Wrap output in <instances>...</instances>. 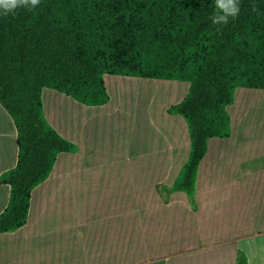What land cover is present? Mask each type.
<instances>
[{"label":"trees","instance_id":"trees-1","mask_svg":"<svg viewBox=\"0 0 264 264\" xmlns=\"http://www.w3.org/2000/svg\"><path fill=\"white\" fill-rule=\"evenodd\" d=\"M228 23L213 24L215 0H39L0 10V104L17 132V162L0 175L10 187L0 234L23 227L32 190L60 153L76 145L47 122L43 89L85 106L110 100L104 76L186 82L167 113L187 125L190 152L170 188L193 194L210 138L230 135L226 108L238 87L264 90V0H237ZM235 264H247L239 252Z\"/></svg>","mask_w":264,"mask_h":264},{"label":"crops","instance_id":"crops-1","mask_svg":"<svg viewBox=\"0 0 264 264\" xmlns=\"http://www.w3.org/2000/svg\"><path fill=\"white\" fill-rule=\"evenodd\" d=\"M112 77L115 88L130 83L127 76ZM41 98L47 122L77 149L60 153L49 177L32 190L26 224L0 234V264H235L239 252L247 264H264L262 143L246 142L233 153L229 137L210 138L192 206L184 192L160 189L171 187L190 152L186 122L167 113L171 105L163 121L166 147L123 158L95 142L88 116L102 106L47 88ZM16 140L0 104V175L16 165ZM9 194L0 183V213Z\"/></svg>","mask_w":264,"mask_h":264},{"label":"rangeland","instance_id":"rangeland-1","mask_svg":"<svg viewBox=\"0 0 264 264\" xmlns=\"http://www.w3.org/2000/svg\"><path fill=\"white\" fill-rule=\"evenodd\" d=\"M104 78L110 100L88 116L93 121L90 127L95 129L99 150L119 153L124 158L128 152L164 149L166 109L187 94L189 85L122 77L130 83L115 88L110 81L112 76ZM176 85L181 91L174 87ZM226 110L231 123L229 141H225L229 152L240 151L246 142L264 146V90L236 88L234 101ZM234 175L238 176L236 170Z\"/></svg>","mask_w":264,"mask_h":264},{"label":"clouds","instance_id":"clouds-1","mask_svg":"<svg viewBox=\"0 0 264 264\" xmlns=\"http://www.w3.org/2000/svg\"><path fill=\"white\" fill-rule=\"evenodd\" d=\"M39 0H0V10L5 14L12 13L18 7H35ZM216 12L212 17L213 24L228 23L229 17L237 16L239 5L237 0H215Z\"/></svg>","mask_w":264,"mask_h":264}]
</instances>
